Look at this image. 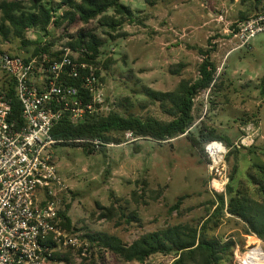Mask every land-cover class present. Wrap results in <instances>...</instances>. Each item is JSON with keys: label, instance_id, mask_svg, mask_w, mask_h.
Returning <instances> with one entry per match:
<instances>
[{"label": "rangeland", "instance_id": "374dc122", "mask_svg": "<svg viewBox=\"0 0 264 264\" xmlns=\"http://www.w3.org/2000/svg\"><path fill=\"white\" fill-rule=\"evenodd\" d=\"M42 1L43 4L60 3V0ZM121 2L137 15L135 22L122 17L124 23L117 31L104 27L99 20L73 27L67 35L66 25L53 28L49 36H44L39 29H31L26 35V45L15 38L3 43L0 38L2 50L30 57L35 43L41 40L44 44L52 43L53 53L69 47L68 36L76 35L83 27L104 43L97 65H93L100 71L98 79L107 108L104 113L118 111L162 122H169L172 117L147 91L174 92L181 84L194 82L202 63L200 51H212L216 81L207 108L206 92L202 91L195 100L193 131L198 135L202 127H218L220 134L230 138L234 145L239 144V151L244 155L242 181L247 191L258 199L257 184L247 175L259 176L256 166L264 167V34L257 36L249 48L233 50L235 45L229 32L238 22L262 13L264 4L256 7L250 1L241 0ZM107 15L112 17L114 11ZM220 67H223L221 72ZM2 75L0 71V78ZM244 129L257 134L251 146L248 142L245 147L241 144ZM124 140L120 145L111 143L104 151L95 153L72 146L51 150L59 176L68 187L65 200L71 205L70 217L81 242L88 243L85 239L88 234H107L129 245L144 233L171 225L183 223L197 227L213 212L214 208L210 212L208 209L216 193L205 157L188 138L182 136L159 144L135 139L128 133ZM233 162H228L230 175ZM180 200V210L171 213V207ZM112 205L115 216L111 220L101 219L103 209ZM130 217L132 221L128 222ZM244 227L239 219L227 215L218 229L209 231L210 236L222 239L223 243L235 242L229 264H243L239 257L250 246H256L252 254L257 260L264 259V244L255 235H245ZM69 252L66 264H139L125 262L104 249H92L89 243L86 257L80 250ZM173 261L171 256L156 255L148 264H172Z\"/></svg>", "mask_w": 264, "mask_h": 264}, {"label": "trees", "instance_id": "16d2710c", "mask_svg": "<svg viewBox=\"0 0 264 264\" xmlns=\"http://www.w3.org/2000/svg\"><path fill=\"white\" fill-rule=\"evenodd\" d=\"M121 1L82 0L78 3L75 0H60L58 4L54 2L43 4L42 0L22 2L0 0V38L3 43L15 38L24 41V45H26V35L31 29H39L44 33V36H49L53 28L59 29L66 25L64 31L67 35L73 27L88 25L95 20H99V23L109 30L117 31L124 23L123 18L130 22L136 20L133 11L123 5ZM241 1H250L256 7L264 4V0ZM64 7L66 9H63ZM111 10L114 11L112 17L107 15ZM68 37L70 38V42H68L70 48H86L88 50L87 54L78 57L79 63L97 65L104 44L101 39L83 27L78 30L76 35H69ZM52 46V43L44 44L38 40L31 56L24 58L28 60L47 54L51 60L59 59V53H52ZM3 52L0 41V54ZM211 52L210 50L200 51L202 63L199 66L198 77L194 82H185L174 92L147 91V94L154 101L160 102L161 106L170 114L172 120L169 122L156 119L144 120L139 116L110 111L107 114L88 115L81 124L76 126L71 123L68 117H64L54 127L52 135L55 139L62 141L60 146L82 147L88 153H95L97 150L104 151L111 143L120 145L125 141V135L129 133L135 139L152 140L159 144L170 143L185 136L194 147L202 150L204 157V145L207 142L217 140L226 144L230 149L227 162L234 160L233 165L231 164L232 173L226 194H216V198L210 202L211 208L208 209L210 212L214 208L213 212L208 214L199 226L194 227L183 223L171 225L166 229L144 233L129 245L114 235H85V239L92 249H104L129 263L148 264L149 259L153 256L163 255L173 257L172 264H229L227 262L233 259L235 242L223 243L222 239L209 235V231L218 229L223 218L227 215L239 219L245 224V235H255L264 244V167L256 166L261 173L259 176L247 175L252 183L257 184L256 192L260 196L257 199L244 186L241 170V159L244 155L230 138L213 128L202 127L197 133L198 135L193 131L195 99L202 91L210 88L216 78L217 69L212 62ZM105 67H108L107 64ZM87 71L83 70L82 73L85 74ZM2 73L0 92L6 96L12 105L11 118L20 121L22 106L16 96L14 79L3 71ZM95 74L97 78L100 77V71L96 70ZM64 81L69 85L82 87L79 79L70 78L68 75L65 76ZM85 97L90 99L87 94ZM94 141H100L99 147L93 144ZM181 205L182 200L171 207L170 212H178ZM70 210L71 205L66 204L65 211L61 214L63 217L62 225L68 232L76 234L78 229L73 226ZM103 210L101 219L111 220L115 216L113 205ZM121 213L122 217H126L124 212ZM127 220L131 222L132 218H127ZM69 251L66 254L59 253L57 257L68 262L67 257L71 253Z\"/></svg>", "mask_w": 264, "mask_h": 264}, {"label": "built area", "instance_id": "2783aa9c", "mask_svg": "<svg viewBox=\"0 0 264 264\" xmlns=\"http://www.w3.org/2000/svg\"><path fill=\"white\" fill-rule=\"evenodd\" d=\"M229 34L233 50L249 48L264 34V12L238 22ZM53 53L60 58L51 60L44 54L26 60L7 51L0 54V70L14 79L22 106L21 120L12 119V105L0 92V264H66L57 254L82 249L86 257L88 251V243L62 225L68 187L51 152L62 141L52 131L64 117L76 126L107 108L96 69L77 60L88 50L65 47ZM83 70L88 71L83 74ZM66 75L79 79L82 87L67 84ZM214 84L204 90L206 108ZM243 131L241 144L251 146L257 134ZM93 144L99 147L101 143ZM229 151L217 140L204 145L209 179L218 195L226 194L230 182ZM248 252L239 257L243 264H248Z\"/></svg>", "mask_w": 264, "mask_h": 264}, {"label": "bare ground", "instance_id": "6f19581e", "mask_svg": "<svg viewBox=\"0 0 264 264\" xmlns=\"http://www.w3.org/2000/svg\"><path fill=\"white\" fill-rule=\"evenodd\" d=\"M255 248H256V246H250L249 247V252L247 255H245L246 262L248 264H264V259L261 261H260V259L257 260V257L252 254V252H253V250H255Z\"/></svg>", "mask_w": 264, "mask_h": 264}, {"label": "crops", "instance_id": "0c3cea01", "mask_svg": "<svg viewBox=\"0 0 264 264\" xmlns=\"http://www.w3.org/2000/svg\"><path fill=\"white\" fill-rule=\"evenodd\" d=\"M131 10L133 11V13H134L135 16H136V15H137V14H136L137 12L134 11V9H131ZM138 13H139V11H138ZM231 52H232V51H231ZM231 52H229L227 56H229V54H230ZM225 121H228V120H225ZM221 122H222V121H221ZM221 122H220V123H221ZM262 125H263V122H262V120H261V122H260V126H262ZM214 129H216V130L220 133V129H219L218 127H216V128L214 127ZM261 129H262V127H261ZM263 130H264V129H262V131H263ZM205 162H206V161H205Z\"/></svg>", "mask_w": 264, "mask_h": 264}, {"label": "water", "instance_id": "95a60500", "mask_svg": "<svg viewBox=\"0 0 264 264\" xmlns=\"http://www.w3.org/2000/svg\"><path fill=\"white\" fill-rule=\"evenodd\" d=\"M17 1H21L22 2V1H26V0H17Z\"/></svg>", "mask_w": 264, "mask_h": 264}]
</instances>
